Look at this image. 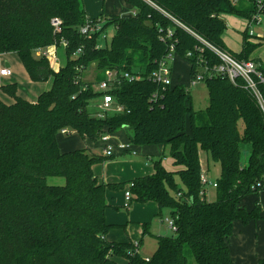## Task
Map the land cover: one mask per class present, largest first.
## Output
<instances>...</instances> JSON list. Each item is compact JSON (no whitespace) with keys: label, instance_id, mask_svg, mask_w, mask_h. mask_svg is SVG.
<instances>
[{"label":"trees","instance_id":"1","mask_svg":"<svg viewBox=\"0 0 264 264\" xmlns=\"http://www.w3.org/2000/svg\"><path fill=\"white\" fill-rule=\"evenodd\" d=\"M124 1L136 16L102 14V33L112 27L116 32L101 47V32L81 34L99 20L88 19L82 0H0V56L16 54L33 82L53 83L36 102L20 97L17 84L3 87L15 101L0 99V264H190L191 258L196 264H235L229 248L235 223L263 220L259 201L252 210L243 202L264 192V66L257 64L261 78L253 76L262 105L244 79L233 82L214 72L222 61L212 48L253 61L260 45L250 42L248 31L240 53L226 47L224 16L256 23L264 17V0ZM54 17L63 22L61 34L51 27ZM63 40L67 63L55 71L39 52L59 48ZM170 55L190 64L192 81L203 75L206 110H194L190 86L150 80ZM111 71L145 78L114 83L110 93L123 111L97 118L90 101L101 96L97 87ZM125 129L137 147L169 148L180 167L167 170L164 152L149 159L153 175L132 182L135 201L170 209L177 227L173 236L157 238L148 262L135 243L106 239L114 227L106 220V192L122 185L100 182L93 167L114 158L97 154L101 147L62 152L58 145L63 130L97 143ZM244 145L250 146L246 166ZM203 151L221 168L214 202L201 195ZM49 178H64L65 185H50Z\"/></svg>","mask_w":264,"mask_h":264},{"label":"crops","instance_id":"2","mask_svg":"<svg viewBox=\"0 0 264 264\" xmlns=\"http://www.w3.org/2000/svg\"><path fill=\"white\" fill-rule=\"evenodd\" d=\"M84 4L88 19L91 20L98 19L102 14H105L104 11H102L100 14H97L98 12L91 13L85 0H84ZM129 10H130L129 14L110 12L106 15H117V16L128 17L132 15V13L134 12V9H132L131 7ZM226 17L228 18L229 16L225 15L224 19H226ZM258 39L262 41L263 37H259ZM259 40H257V42ZM226 45L227 48L230 49L227 42ZM242 46H243V39H242ZM260 50L261 49L259 50L257 49L258 52ZM231 51L235 52L233 49H231ZM51 52L52 55L54 54L55 56L54 57L55 60L51 62V66L55 71H58L61 67L65 66L67 63L66 47L63 45H61L59 48L54 47L53 49H51ZM255 53L253 54V59L251 60H253L256 64H259V62L257 61H261L263 63L264 57L262 59H256ZM64 58H66L65 61ZM0 66L1 68L3 66L10 68L9 64L4 65V63L1 60H0ZM12 76H13V72H12ZM47 82H48V88L43 92L49 91L52 88V84H53L52 80H49ZM9 84H16V82L13 83L10 82ZM41 94L42 93H40V95ZM18 95L22 97L20 94ZM38 98L32 101L26 98L24 99L30 102H36ZM0 99L3 100L1 95H0ZM12 103H7V104H12ZM129 132L130 130L125 129L115 135H111L112 143L113 144L132 143V137L130 136ZM72 138L73 137H64V135L58 136V145L62 152H71L73 150L83 149V148H89V149H94L95 147L103 148V145L100 142L99 143H93L90 141L84 142L81 139V137L78 135L77 137L75 136V138L73 139ZM134 149L137 152L136 156L130 154L129 152L123 154L117 153V156L114 159L108 160L102 163L101 165L100 164L95 165L93 167V170L95 175L100 179V182L106 185H122V187L119 190H115V191L107 190L106 192V200L109 205V208L106 210V220L109 225L114 226L113 229H111L110 232L107 234L106 239L109 242H113V243H130V242L139 243V253L141 254L140 248L141 245L143 244L145 236H149L155 240L156 249H157V238L163 235H158L154 233L155 231L154 228L157 226L152 222L159 215L162 216L163 211L159 209V206L155 202H147V203L136 202L134 195L130 202V207L129 209H127L128 213H120L118 210L125 209V204L127 203L125 193L126 191L131 189L130 185L132 184V182L136 179L151 176L154 174L155 172L154 165L153 162L149 159L161 157V155L164 154L166 149L162 146L137 147L135 145H134ZM101 150H102L101 153H103V149ZM201 162L203 164L202 155H201ZM163 165L167 170L172 172L177 171L176 169L178 168L174 165V160L169 158H165L163 160ZM128 185L130 188H127ZM256 201L260 202L262 208L263 220L253 221L248 225H244L241 222H236L234 225L233 233L229 239L230 254L235 264H259L260 260L264 259V192H262L259 197L249 196L243 202V206H245L248 210H252L255 206ZM165 219H167V217ZM165 223H166L165 220H163L162 224L165 225ZM144 225H148V233L146 232ZM143 257L148 259L149 256H143Z\"/></svg>","mask_w":264,"mask_h":264},{"label":"rangeland","instance_id":"3","mask_svg":"<svg viewBox=\"0 0 264 264\" xmlns=\"http://www.w3.org/2000/svg\"><path fill=\"white\" fill-rule=\"evenodd\" d=\"M82 1L84 4V0ZM85 2L88 8L90 9L91 13L98 12L97 14H100L102 11H104L105 16H107L106 14L110 12H116V13H121V14H129L130 12L129 10L130 6H128L124 0H85ZM228 16L229 17L228 18L226 17L225 19L226 24H227V30L225 31V34L223 36L225 45L227 42L230 48L229 50L231 51V49H233L235 51L234 53H236L237 51V54H238L242 49L243 32L248 31L250 35L249 37L250 42L260 45L258 50L261 49L259 52L256 49L250 56V59H253V54L256 51L257 52L255 53V58L262 59L264 57V42L263 40L261 41L258 38L259 37L264 38V18H262L261 21L259 22L251 23L246 18H243V17H239L236 15H228ZM98 19H101V16ZM115 32L116 30L113 27L108 29L107 34H106L107 39L101 38L99 42V46L101 47L109 46L113 36L115 35ZM251 33H253L254 36H251ZM225 37H226V40H225ZM257 40L259 41L257 42ZM0 60L4 63V65L9 64L10 69L13 72V76L7 79H3V86H0V95L2 96L5 102L12 103L15 101L10 96L5 94L3 91V87L9 84L10 82L12 83L16 82L18 94H20L23 98H26L30 101L36 100L38 96L40 95V93H43V91L48 88V82H38V83L32 82V80L28 76L26 70L24 69L17 55L6 54L3 56H0ZM65 60L66 58H64V61ZM257 62H259V64L264 65V60H263V63L261 61H257ZM190 69H191V66L186 60L180 57L174 58V60L172 61V66H171V76H170L171 84L188 85V87L190 86L192 104H193L194 110L195 111L206 110V108L209 106V103H210L208 88L206 86L205 81H197L194 85H191L192 80L190 76ZM91 74H92V69H87L86 71H84V79L89 80L91 77ZM101 103H102V99L100 97H96L90 101L89 111L93 116H97L98 114L103 113V111L99 107ZM115 112L116 111L113 109V110L107 111L106 115L112 116ZM240 129L241 131H243L244 129V125L242 123L240 124ZM129 134L132 137V133L129 132ZM75 136L77 137V135L73 133L64 135V137H73V138H75ZM96 152L97 154H102L101 149L96 150ZM165 155L167 156V158L172 159L170 157L169 148L166 149ZM201 155H202V161H203V173L205 177L212 183L216 182L221 177L220 165L218 163H215L210 158V156H208L206 152L204 151L201 152ZM249 155H250V146L244 145L243 152H242V161H241L243 166L247 165ZM101 164L102 163H100V165ZM179 168H177L176 170H178ZM176 181H177V184L181 188L185 189L178 175H176ZM48 184L54 185V186H64L65 179L64 178H49ZM127 188H130L129 185ZM206 190H207V195H206L207 201L214 202L216 200V189L213 188L212 186H207ZM118 211L120 213H128L127 209H119ZM166 217L168 219L171 218L170 209H164L163 215L162 216L159 215L155 220H153L152 223L157 226L154 228L155 234L170 237L174 235V232L167 226L168 223H165V225L162 224V221L165 220ZM155 249H156L155 240L149 236H145L143 244L141 245V248H140V252L142 256H149V257L152 256V254L155 252ZM190 264H196V261L193 258H191Z\"/></svg>","mask_w":264,"mask_h":264},{"label":"built area","instance_id":"4","mask_svg":"<svg viewBox=\"0 0 264 264\" xmlns=\"http://www.w3.org/2000/svg\"><path fill=\"white\" fill-rule=\"evenodd\" d=\"M132 16H136V12L134 11L132 13ZM262 18H260L259 21H261ZM105 20L99 19L96 23L92 24L88 22L84 27L81 28V34L84 36H91L95 33H102V28ZM51 27L54 30V33L61 34L63 32V22L59 17H54L51 19ZM107 33H102L101 38L107 39ZM251 36H254L253 33H251ZM61 45L67 47L68 43L63 40ZM56 46H52L47 48L45 51H40L39 56L46 57L47 60L51 63L53 60H55L54 54L52 55L51 49H53ZM212 50L217 54V56L221 59L222 63L219 66H216L214 68V72L220 75H223L225 77H228L231 81L235 82L237 78L244 79L248 86L254 91L256 96L261 101V104L263 105L262 98L260 93L257 90L256 84L253 80V76L256 75L261 78V75L259 74L257 70V64L253 61L248 62H239L232 58L229 54L223 51H219L215 48H212ZM81 50H79L80 52ZM173 51V50H172ZM174 60V57L172 55L169 56L167 61L160 64V67L157 71H155L149 78L153 82L162 85V86H170L171 85V65L172 61ZM12 76V71L10 68H7L3 66L0 68V86H3V79H7ZM144 75L142 74H130V73H119L118 71H111L107 73V80L103 81L98 85V91L101 93L100 98L102 99V103L100 104V109L103 111V113L98 114L97 118H104L106 116L107 111L115 110L116 112H122L123 107L122 106H116L115 100L113 95L110 93L111 86L116 83L120 82L121 80H125L128 82H135L140 81L144 79ZM197 81H203V75L199 74L197 78L192 81L191 85H194ZM261 81L264 82V79L261 78ZM70 132L68 130H63L61 132L62 135H67ZM100 143L103 145V154L105 157H113L115 158L117 156V153H126L129 152L130 154L136 156L137 152L134 149V144L132 143H118L113 144L111 141V135H104L101 138ZM201 183L204 186L205 192H202L201 195L205 196L207 195V186H212L216 189L217 187V181L216 182H210L202 173L201 177ZM134 185L131 184V188ZM126 201L125 209H129L130 202L133 198V194L131 192V189L126 191L125 193ZM181 196V194H180ZM166 223H168V227L175 232L177 227L175 225V221L173 218L165 219ZM136 249L139 250V243H135ZM148 262L149 259H146Z\"/></svg>","mask_w":264,"mask_h":264}]
</instances>
